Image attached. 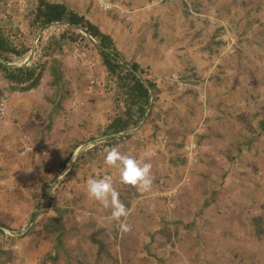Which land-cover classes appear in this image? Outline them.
I'll list each match as a JSON object with an SVG mask.
<instances>
[{
	"label": "rangeland",
	"instance_id": "rangeland-1",
	"mask_svg": "<svg viewBox=\"0 0 264 264\" xmlns=\"http://www.w3.org/2000/svg\"><path fill=\"white\" fill-rule=\"evenodd\" d=\"M46 1L119 34L154 86L127 136L103 134L124 95L98 40L35 24L38 0H0L2 31L27 49L0 60L39 78L0 70V264H264V0ZM112 148L151 164L150 190L120 182ZM103 176L119 221L87 193Z\"/></svg>",
	"mask_w": 264,
	"mask_h": 264
},
{
	"label": "trees",
	"instance_id": "trees-1",
	"mask_svg": "<svg viewBox=\"0 0 264 264\" xmlns=\"http://www.w3.org/2000/svg\"><path fill=\"white\" fill-rule=\"evenodd\" d=\"M33 22L41 26L53 23H64L87 32L98 40V48L101 51L102 61L108 71L117 81V86L123 92L124 110L121 115L112 119L103 134L116 135L117 138L127 136V132L137 126L148 112L151 91L154 83L140 77L139 66L136 62L128 63L122 59L116 49V35L102 32L98 26L83 15L68 9L64 3L38 0V6L33 13ZM113 39V40H112ZM26 47L18 48L4 34L0 27V54L11 53L21 55L26 52ZM0 70L4 77L15 84H27L25 88L35 86L39 80L37 68L27 66H10L3 62L6 57H1Z\"/></svg>",
	"mask_w": 264,
	"mask_h": 264
},
{
	"label": "clouds",
	"instance_id": "clouds-1",
	"mask_svg": "<svg viewBox=\"0 0 264 264\" xmlns=\"http://www.w3.org/2000/svg\"><path fill=\"white\" fill-rule=\"evenodd\" d=\"M105 162L107 165L119 169V177L122 184L135 186L143 191L150 190L152 185V166L150 163L142 162L133 156L123 155L116 148H112L106 153ZM86 185L88 195L104 208H110L111 217L114 220L119 221L121 217L128 216V209L121 203L119 193L113 187L110 176L88 179ZM120 230L124 232L130 231V225L121 223Z\"/></svg>",
	"mask_w": 264,
	"mask_h": 264
},
{
	"label": "bare ground",
	"instance_id": "bare-ground-1",
	"mask_svg": "<svg viewBox=\"0 0 264 264\" xmlns=\"http://www.w3.org/2000/svg\"><path fill=\"white\" fill-rule=\"evenodd\" d=\"M103 5H104L105 7H108V6H109L108 3H104Z\"/></svg>",
	"mask_w": 264,
	"mask_h": 264
},
{
	"label": "crops",
	"instance_id": "crops-1",
	"mask_svg": "<svg viewBox=\"0 0 264 264\" xmlns=\"http://www.w3.org/2000/svg\"><path fill=\"white\" fill-rule=\"evenodd\" d=\"M117 39H119V34L116 35V41H117Z\"/></svg>",
	"mask_w": 264,
	"mask_h": 264
}]
</instances>
